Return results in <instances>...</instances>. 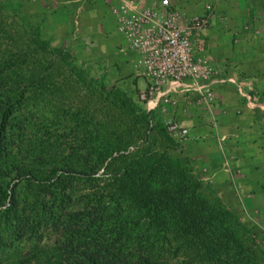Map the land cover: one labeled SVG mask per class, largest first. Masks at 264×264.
Returning a JSON list of instances; mask_svg holds the SVG:
<instances>
[{"label":"trees","instance_id":"1","mask_svg":"<svg viewBox=\"0 0 264 264\" xmlns=\"http://www.w3.org/2000/svg\"><path fill=\"white\" fill-rule=\"evenodd\" d=\"M31 34L37 49L62 55L37 30ZM11 53L0 59V246L7 227L12 238L32 244L7 264H259L234 229L237 213L216 194L205 196L203 188L211 185L188 158L165 149L134 150L133 138L108 140L106 126L93 136L81 133L82 153L50 152L53 142H45L43 131L28 136L34 114L23 87L33 86L42 97L52 85L43 74L22 72ZM112 95L115 107L149 125L153 116L125 90L114 87ZM149 130L165 138L161 126ZM100 169L112 173V188L96 195L91 207L72 209L77 176Z\"/></svg>","mask_w":264,"mask_h":264},{"label":"crops","instance_id":"2","mask_svg":"<svg viewBox=\"0 0 264 264\" xmlns=\"http://www.w3.org/2000/svg\"><path fill=\"white\" fill-rule=\"evenodd\" d=\"M21 1L27 20L37 21L42 39L67 43L73 56L88 60L92 68H97L96 62L101 59L108 62V67L117 65L124 78L119 85L144 107L138 96L148 80L141 74L140 54L127 45L119 13L121 8H132L133 3L143 7L159 0ZM173 1L169 0L175 9L189 15L204 11L203 0ZM216 4L214 9L221 19L208 28L207 45L202 50L213 59L214 98L205 106L196 91H191V96L178 95L177 107L169 116L185 127L183 151L202 179L237 215L257 220L256 228L262 229L264 0H216Z\"/></svg>","mask_w":264,"mask_h":264},{"label":"rangeland","instance_id":"3","mask_svg":"<svg viewBox=\"0 0 264 264\" xmlns=\"http://www.w3.org/2000/svg\"><path fill=\"white\" fill-rule=\"evenodd\" d=\"M176 1L174 0L172 3ZM203 4V8L206 6L216 8L217 5L216 0H203ZM170 6L172 11L182 14L181 16L186 21L193 16L200 15H189L175 9L171 4ZM214 13V18L209 27L216 19H221L216 9H214ZM27 17L23 1L0 0V59H6L8 51L15 52L11 53V58L18 62L19 67L23 70L22 72L26 75L32 73L43 74L47 82L52 85L51 90L46 94L43 93L42 97L35 96L37 91H33V86L23 87L27 91L26 96L30 98L28 109L34 114L33 118L29 120L31 125L27 129L28 136L34 139L43 131L45 142H53V146L49 148L50 152L82 153L85 151V146L82 144L81 133L86 131L89 133H87L88 135L93 136L97 129L100 128L101 131L102 127L106 126L103 129L108 132V140L117 141L119 139L121 141L133 138L131 142L135 143L131 145V148L134 150L138 147L155 150L165 149L173 156L188 158L183 151V142L186 135L173 137L165 127L164 121L169 118V115L155 110L147 111L144 107H140L141 110L153 116L149 125L146 126L140 123L138 118L127 116L123 110L112 104V90L117 86L122 88V85L119 84L124 79L120 74V68L117 69V65L111 64L115 68L108 67L106 64L108 62L105 63V60L101 59V61L96 62L97 68H92L88 60L81 61L74 57L72 48L64 42L54 43L49 41L50 48H60L62 55H59L57 51L37 49L30 40L33 36L32 31L37 30L40 34L38 23L36 20H27ZM247 17L248 15L245 16V18ZM207 31L208 29L195 35L194 48L211 65L213 60L211 55L202 52L207 45ZM58 57L61 60L57 59ZM26 61L29 63L27 66ZM117 70L119 72H116ZM138 99H140L139 96ZM23 113L26 115V110ZM38 115L40 118H35ZM96 123H99V125ZM39 125H41L40 128ZM156 126L162 127L165 138L155 134L153 130H149V127L155 129ZM143 132L147 134L145 140L142 139ZM188 161V165L192 167L193 172L202 178L199 169L194 166L192 160L188 158ZM110 168H116V166ZM111 174L109 170L100 169L91 176L81 174L77 176L74 183L78 188L75 193L77 198L72 204V209L85 210L91 207V202H93L96 195L107 191V188L109 192L112 188ZM16 192L19 197L23 194L22 188ZM203 193L208 199L216 194L226 202L224 197L212 186L203 188ZM88 196L89 198H87ZM226 204L233 209L228 202ZM238 217L239 223L235 225L234 229L240 235L244 244L254 251L258 263L264 264V228H256L257 220L255 219L246 218L242 215H238ZM3 236L5 243L0 246V262L2 264L20 258L25 250L31 248L32 242L12 238L11 228L9 227L3 230ZM11 240H13V245H10ZM175 256L182 258L183 254L178 252ZM176 261L173 260L172 262L176 263Z\"/></svg>","mask_w":264,"mask_h":264},{"label":"built area","instance_id":"4","mask_svg":"<svg viewBox=\"0 0 264 264\" xmlns=\"http://www.w3.org/2000/svg\"><path fill=\"white\" fill-rule=\"evenodd\" d=\"M133 2V0H131ZM121 8L122 29L127 45L141 56V74L148 84L139 95L147 111L157 108L170 115L177 107L178 95L191 96L196 91L205 106L213 100V69L194 48L195 35L207 30L214 18V8L206 6L202 14L190 20L171 10L169 0L150 6ZM214 81V80H213ZM156 101L154 106L151 102ZM173 137L187 134L173 117L164 121Z\"/></svg>","mask_w":264,"mask_h":264}]
</instances>
